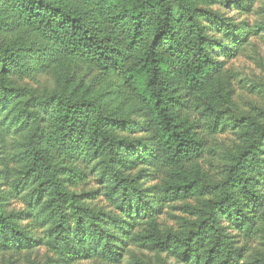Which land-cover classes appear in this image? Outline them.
<instances>
[{"label":"trees","instance_id":"obj_1","mask_svg":"<svg viewBox=\"0 0 264 264\" xmlns=\"http://www.w3.org/2000/svg\"><path fill=\"white\" fill-rule=\"evenodd\" d=\"M260 2L0 0V264H264V92L223 75ZM66 57L134 98L24 84Z\"/></svg>","mask_w":264,"mask_h":264},{"label":"rangeland","instance_id":"obj_2","mask_svg":"<svg viewBox=\"0 0 264 264\" xmlns=\"http://www.w3.org/2000/svg\"><path fill=\"white\" fill-rule=\"evenodd\" d=\"M261 0L257 6L261 5ZM224 18H233L234 11L226 9H216ZM255 17L250 18L251 24L254 23ZM259 37L252 38L248 45L239 56L228 60L224 67V81H227V75L231 74L234 81L232 82L235 90V103L231 106V112L234 116H240L242 109H247L248 103L258 100L260 92H264V44ZM69 77L75 84H79L84 88H89L92 92H104L115 102L125 100L131 101L134 98V92L120 77L115 76L106 71L100 70L94 65H90L78 57H66L58 62V64L47 74L41 75L37 82H24L33 90L50 93L57 87V82L61 78ZM223 138V137H222ZM15 208V206L13 205ZM165 220L168 217L165 216ZM264 241V239H263ZM242 244V242H241ZM249 252L247 253L248 262L257 259L262 253L263 247L259 242L255 244H247ZM79 264H100L97 262H81Z\"/></svg>","mask_w":264,"mask_h":264}]
</instances>
